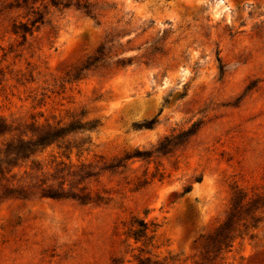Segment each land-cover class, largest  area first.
Segmentation results:
<instances>
[{
	"label": "rangeland",
	"instance_id": "rangeland-1",
	"mask_svg": "<svg viewBox=\"0 0 264 264\" xmlns=\"http://www.w3.org/2000/svg\"><path fill=\"white\" fill-rule=\"evenodd\" d=\"M4 1L0 147L77 126L57 144L69 160L56 144L35 158L93 198H0V264H264V0H80L91 14L46 0L25 41L26 10ZM238 191L239 231L204 261Z\"/></svg>",
	"mask_w": 264,
	"mask_h": 264
},
{
	"label": "trees",
	"instance_id": "trees-1",
	"mask_svg": "<svg viewBox=\"0 0 264 264\" xmlns=\"http://www.w3.org/2000/svg\"><path fill=\"white\" fill-rule=\"evenodd\" d=\"M46 0H13L12 2L6 3L2 2L3 8L5 10H26L27 21L18 22L14 26L13 34H21L23 41L26 40L27 35L32 34V30L39 24H42L44 17L46 15L47 4L42 6ZM52 6H62L67 8L74 6L77 9H82L86 14H91V5L86 2H81L80 0H49ZM42 6V9L40 7ZM98 53L101 52L98 51ZM100 57L93 58L92 62L88 63L86 67L92 65ZM85 67V68H86ZM155 123V121L144 122L140 126L143 128H150ZM77 124V123H75ZM74 129H79L77 126L74 128L73 124L68 126H61L60 123L55 125L45 124L41 126H31L29 129V136H15L11 137L0 147V198H22L29 199L33 197L39 198H49V199H73L79 201L81 204L91 203L92 196L91 192L85 187L76 188L73 183L68 182L76 176L75 171H68L64 176L65 178L59 185H55L54 182L57 179L56 167L62 163L55 166V172L48 173L45 171L46 165L39 160H36L37 154L42 153L46 148L51 145L60 144L61 141L65 139ZM11 126L0 121V137L11 133ZM58 148H63L64 152H67L65 158L69 160L71 155V149L69 144L64 147L58 146ZM75 149H79V146H74ZM27 162L29 164L27 165ZM71 167V166H70ZM81 169H85L82 165ZM91 175H87L90 177ZM189 191V190H187ZM246 194L241 191L236 193L234 198V203L231 207V212L226 219V221L218 227V229L209 236L203 245L201 246L203 253V260L210 262L209 258L213 254L211 260L219 258L223 250L230 248L231 242L234 236L231 233H235L238 228L232 229V220L235 215L240 212V209L245 199ZM96 200H102L99 196H96ZM258 201H264V196H258L256 203ZM254 220V217H250ZM134 224L128 230V235L131 236L135 241L139 239L146 238L147 226L144 222L134 221ZM136 225V226H134ZM243 228H247L246 221L241 225ZM239 227V224H237ZM146 260L140 261L139 264H146Z\"/></svg>",
	"mask_w": 264,
	"mask_h": 264
}]
</instances>
